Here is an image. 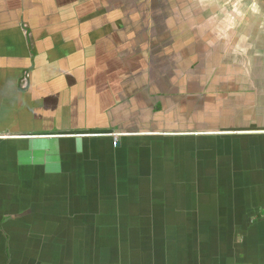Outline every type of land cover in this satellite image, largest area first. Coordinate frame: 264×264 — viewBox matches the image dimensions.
Wrapping results in <instances>:
<instances>
[{
  "label": "crops",
  "instance_id": "0c3cea01",
  "mask_svg": "<svg viewBox=\"0 0 264 264\" xmlns=\"http://www.w3.org/2000/svg\"><path fill=\"white\" fill-rule=\"evenodd\" d=\"M0 264H264V0H0Z\"/></svg>",
  "mask_w": 264,
  "mask_h": 264
}]
</instances>
